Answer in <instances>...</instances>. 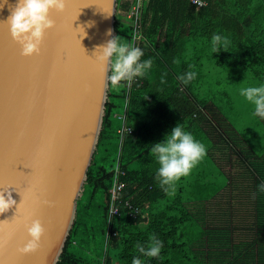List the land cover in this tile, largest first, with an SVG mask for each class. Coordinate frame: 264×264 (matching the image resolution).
Returning a JSON list of instances; mask_svg holds the SVG:
<instances>
[{
  "label": "trees",
  "instance_id": "16d2710c",
  "mask_svg": "<svg viewBox=\"0 0 264 264\" xmlns=\"http://www.w3.org/2000/svg\"><path fill=\"white\" fill-rule=\"evenodd\" d=\"M204 1L140 0L138 47L153 64L131 82H109L97 150L57 264H132L136 243L147 246L152 234L164 247L145 264H264V192L257 191L264 118L237 129L236 113L223 104L231 103L224 88L264 83V0ZM133 2L117 0L114 24L132 45L126 14ZM217 33L228 50L211 54ZM190 70L198 75L184 85L177 77ZM177 123L206 145L207 156L165 192L150 149ZM123 126L130 131L120 134ZM115 178L124 186L110 218ZM128 204L139 212L131 215Z\"/></svg>",
  "mask_w": 264,
  "mask_h": 264
},
{
  "label": "water",
  "instance_id": "95a60500",
  "mask_svg": "<svg viewBox=\"0 0 264 264\" xmlns=\"http://www.w3.org/2000/svg\"><path fill=\"white\" fill-rule=\"evenodd\" d=\"M0 5V187L21 201L0 213V264H57L102 129L109 80L94 49L116 35L117 0H67L31 56L6 21L15 0ZM26 216L45 228L30 252L20 250Z\"/></svg>",
  "mask_w": 264,
  "mask_h": 264
},
{
  "label": "clouds",
  "instance_id": "9594fccd",
  "mask_svg": "<svg viewBox=\"0 0 264 264\" xmlns=\"http://www.w3.org/2000/svg\"><path fill=\"white\" fill-rule=\"evenodd\" d=\"M66 2L67 0H15L6 21L12 38L21 46L22 55L31 56L40 51L46 30L55 24L51 17L52 10L63 12ZM88 24L91 26V22ZM106 34L109 39L96 45L94 55L102 70L108 71V80L113 88L120 86L122 82L143 77L151 69L152 59H141L144 56L142 48L125 42L119 34L112 35V29H108ZM221 50H228L227 37L217 33L211 37V54ZM189 68L194 66L189 65ZM166 75H161L162 83L166 82ZM197 75L195 70H190L178 75L177 79L187 85ZM239 94L253 106L254 116L264 118V83L241 87ZM150 152L159 165L155 179L161 189L168 192L182 177L189 176L192 169L207 156V147L177 123L164 134L162 140L152 144ZM12 191L10 187H0V213L7 212L13 205H16V210L19 208L21 201L17 204ZM257 191L264 192V180L258 183ZM20 223L27 233V239L20 250L35 251L40 247L45 232L43 223L39 218L31 216H26ZM14 230L13 228V232ZM135 247L140 255L133 257L132 264H145L144 257L161 256L164 242L152 234L147 246L138 241Z\"/></svg>",
  "mask_w": 264,
  "mask_h": 264
},
{
  "label": "rangeland",
  "instance_id": "374dc122",
  "mask_svg": "<svg viewBox=\"0 0 264 264\" xmlns=\"http://www.w3.org/2000/svg\"><path fill=\"white\" fill-rule=\"evenodd\" d=\"M128 1L132 2V0H128ZM126 18H128V12L126 14ZM255 84H260V83L258 82L256 83L253 79H251L249 82L248 81L246 83L241 82V83H237L234 87L224 88L229 93V100L231 103L228 104L224 102L223 104L224 107L227 109V112H229V114L236 113L234 114V116L230 114L231 116L230 119L234 123L237 129H242V128L251 129L253 126L252 125V117L254 116L252 114L253 106L250 103H248L242 96H240L239 89L241 87H246L248 85H255Z\"/></svg>",
  "mask_w": 264,
  "mask_h": 264
},
{
  "label": "built area",
  "instance_id": "2783aa9c",
  "mask_svg": "<svg viewBox=\"0 0 264 264\" xmlns=\"http://www.w3.org/2000/svg\"><path fill=\"white\" fill-rule=\"evenodd\" d=\"M134 1V2H133ZM131 7L129 8L128 11V18L130 19V22L133 26V45L137 46L139 45L141 39H142V33L140 30V23L138 21L139 18V9H140V0H133ZM193 5H196L198 7H202L205 5L204 0H189ZM125 131H130V129L126 126H123V128L119 129V133L123 134ZM124 186V183L122 182H117V179L115 178L113 186L109 189L111 192V197H112V203L109 208V215L110 218L118 214V208L115 206V202L118 198L119 191L121 188ZM128 208L130 210L131 215H135L137 212H139V209L137 207H134L132 205L128 204ZM109 226L107 227V229Z\"/></svg>",
  "mask_w": 264,
  "mask_h": 264
}]
</instances>
